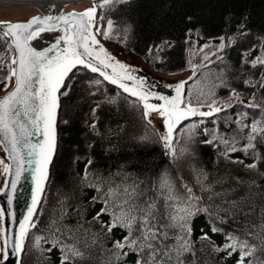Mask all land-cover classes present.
I'll return each instance as SVG.
<instances>
[{"label":"snow or ice","instance_id":"snow-or-ice-1","mask_svg":"<svg viewBox=\"0 0 264 264\" xmlns=\"http://www.w3.org/2000/svg\"><path fill=\"white\" fill-rule=\"evenodd\" d=\"M118 2L124 3L126 0ZM111 3L113 0H101L98 6L82 13L37 16L24 23H0V27L4 28L0 41L5 42L0 66L7 68L3 80L4 89L12 88L7 95L0 97V150L6 154L5 158L0 159V172L11 178L5 179L0 193L12 194L8 200L11 205L17 185L29 170L35 185L31 207L19 223L18 232L11 233L5 227V209L0 208V264H5L10 254L15 256V264H21L22 254L27 255L25 244L29 232L37 227V220L33 218L38 215L37 209L44 196L49 168L56 153L60 97L69 94L71 82L66 85L65 81L74 69L83 68L98 74L103 81L136 98L142 103L144 117L149 124L152 123L149 119L151 113L162 118L164 132L159 134V139L167 154L174 159L177 157L174 142L178 143V137L186 136L192 140L199 125L213 117L217 118L212 121L216 124L219 114L227 112L235 103L257 110L251 123L244 122L247 112L239 113L238 118L231 121L238 126L236 134L231 138L219 134L218 128H214L209 139L202 143L219 148V155L229 163L258 172V163L262 157L257 145L264 144V102L258 103L253 94L245 103L234 89L229 93V99L221 102L215 98L214 89L227 85L220 77H217L219 85L214 84L206 94L201 90L196 100L184 92L186 81L175 86L174 98L146 92L144 80L138 79L133 74L134 70L113 56L98 39L114 38L113 22L108 20L106 26L101 25L99 21L103 20V16H97L98 8L104 9ZM44 33L59 35L42 48L33 46L34 41L46 39L42 35ZM219 39L221 43L215 46L211 55L223 52L233 42H226L224 37ZM208 47L210 45H204L201 51ZM217 58L223 59L220 56ZM203 59L207 61L209 55L205 54ZM242 62L250 64L252 68L264 67V46L254 59L244 60L242 57ZM197 67L199 65L193 66V72ZM95 83L99 85L101 81L96 80ZM246 83L253 88L258 86L264 89V75L255 83ZM152 98L163 103H149ZM184 121L191 123L179 128ZM92 127L95 128V124ZM203 132L209 135L207 128ZM238 151L251 156L252 162L245 164L243 160L233 159L232 154ZM91 163L89 160L88 166ZM259 174L264 176V173ZM87 176L86 166L84 179ZM234 180V184L224 187L227 180L217 178L208 182V174L201 170L197 172L194 184L183 182L181 178L179 189L167 173L146 188H141L137 181L131 184H109L106 188L100 184L90 185L100 194L93 197V202H101V208L92 217V221L100 226V232H93L91 226L85 228L83 224L75 230L66 231L63 225H59L52 228L56 238L51 247L46 250L41 247L42 240L47 242L42 235L36 236L32 245L40 253H50L52 248H58L61 252L60 264H90L93 250L97 253L104 251L101 235L107 237L113 229L119 228L126 235L112 241V247L108 250L111 259L107 264H119L121 258L129 254H135V264H197L199 249L195 247L196 241L192 238L194 221L197 216L204 215L212 221L209 225L212 233L222 231L216 225L224 224L228 219L234 222L237 219H243L246 223L251 221L248 236L256 235L254 230L259 229L261 245L250 243L247 237L241 238L235 230L225 233L226 242L221 247L215 246L203 229L197 239L207 242L213 251H223L228 256L238 253L236 264H246V261L247 264H264V207L259 210L258 216L261 219L257 222L253 219L256 205L250 191L256 187L255 181ZM217 185L220 187L217 188ZM102 216H107L108 220H101ZM59 219L57 217L51 224L57 225ZM12 224H16L14 214Z\"/></svg>","mask_w":264,"mask_h":264},{"label":"trees","instance_id":"trees-1","mask_svg":"<svg viewBox=\"0 0 264 264\" xmlns=\"http://www.w3.org/2000/svg\"><path fill=\"white\" fill-rule=\"evenodd\" d=\"M100 3L101 0L97 6ZM97 16H103L99 21L101 25L106 26L108 20L113 22L114 38L108 40L137 54L155 70L165 73L193 71V66L199 65L184 89L193 100L201 90L206 94L214 84L219 85L217 77H220L227 85L214 89L215 98L221 102L229 99L233 89L245 103L253 94L258 103L264 102V89L246 83L257 82L264 75V67L252 68L242 62V57L244 60L254 59V50L264 46V0H126L124 3L113 0L104 9L98 8ZM3 31L0 28V34ZM220 37L233 42L217 55H211L216 45L201 51L204 46L201 42ZM4 52L5 42L0 41V55ZM205 54L209 55L207 61L203 59ZM6 74L7 68L0 66V93L9 89H4ZM96 80L101 83L97 85ZM69 81V94L61 96L59 101L56 153L37 209L38 215L33 218L37 220V227L29 232L25 244L27 255L22 254L21 264H60L58 248H52L50 253H40L32 245L35 237L42 235L47 242L42 240L41 247L45 250L51 247L56 238L53 227L63 225L66 231L83 224L85 228L91 226L93 232H100V226L92 221L101 208L99 200L93 202V197L100 195L95 187L90 186L94 184L106 188L109 184L137 181L141 188H146L167 173L179 189L181 178L183 182L194 184L196 174L201 170L208 174V182L217 178L227 180L224 187L234 184V178L255 181L256 187L250 191L256 205L253 219L259 222L258 213L264 207V176L259 174L264 173V144L257 145L262 157L257 172L229 163L219 155V148L202 143L209 139L214 128H218L219 134L231 138L238 130L231 121L236 120L239 113L247 112L244 122L251 123L257 110L235 103L227 112L219 114L216 124L212 121L217 118L213 117L199 125L192 140L186 136L178 137V143L174 142L177 151L174 159L160 142L158 130L145 120L142 103L136 98L87 69H74L65 84ZM189 123L191 121H184L179 128ZM204 128L209 130V135L204 134ZM232 157L245 164L252 162V157L241 151L233 153ZM3 158L0 154V159ZM89 160L92 162L90 166ZM86 166L88 176L84 179ZM2 178L0 172V183ZM57 217H60L58 224L52 225ZM101 220L107 221L108 217L102 216ZM250 223L243 219L235 222L228 219L226 223L216 225L222 231L212 233L209 230L212 221L204 215L197 216L192 237L199 249L197 264H236L238 259V253L228 256L223 251H213L207 242L199 241L201 229L209 234L217 247L223 246L225 233L230 230H235L241 238L247 237L250 243L261 245L259 229L254 230L256 235L248 236ZM124 235L126 232L119 228L113 229L107 237L101 235L104 251L97 253L93 250L90 264H107L111 259L108 250L112 241ZM135 259V254H129L121 258L119 264H135Z\"/></svg>","mask_w":264,"mask_h":264},{"label":"rangeland","instance_id":"rangeland-1","mask_svg":"<svg viewBox=\"0 0 264 264\" xmlns=\"http://www.w3.org/2000/svg\"><path fill=\"white\" fill-rule=\"evenodd\" d=\"M98 1L100 0H81L77 2L67 3L64 5V8L68 12L78 11L80 13L84 12L87 9L92 8L93 6H97ZM42 13L40 9L34 6H13V7H4L0 6V21H14L15 22H23L27 19L34 17L37 14ZM43 41H39L38 43L41 47L46 46L51 42L53 38L52 35H48L45 37ZM101 40V43L106 47V49L115 56L119 61L128 65L131 69L134 70V73L140 75V77L146 78L149 82L157 85L161 92H164L167 97L174 98L175 93V86L180 83L188 80L192 75V70L182 71V72H174V73H165L159 70H155L154 68L150 67L140 56L134 54L130 51H126L124 48L110 42L109 40L103 39V37H98ZM203 45H219L221 43L220 39H211L205 42H201ZM256 48L252 53L253 58L261 52V47ZM251 54V53H250ZM250 57V56H249ZM14 83V80L12 81ZM10 88V87H9ZM145 90V89H144ZM146 91V90H145ZM147 92V91H146ZM3 93H0V96ZM149 103L152 104H161L163 101L157 99H149ZM207 110V109H203ZM149 119L152 121V125L158 130L159 134L164 132L162 128L163 120L159 118L156 113H151ZM138 140V139H137ZM0 154L5 158L6 154L3 150H0ZM11 163L10 161H6ZM5 179L11 180V178H7L3 176L2 183L0 184V189L3 188ZM35 191V185L33 183L32 172L29 170L25 173V176L19 186V190L17 193L16 198V213H17V229L18 232V225L20 222L27 215L28 209L31 207L32 196ZM6 196L7 192L0 193V208L5 209V219L4 224L5 227L8 226V219L6 214ZM7 264V262H5ZM12 264H15V260L12 261Z\"/></svg>","mask_w":264,"mask_h":264},{"label":"bare ground","instance_id":"bare-ground-1","mask_svg":"<svg viewBox=\"0 0 264 264\" xmlns=\"http://www.w3.org/2000/svg\"><path fill=\"white\" fill-rule=\"evenodd\" d=\"M81 0H0V6L13 7V6H34L43 11L44 13H49L52 8H55V16L60 15L62 7L67 3L77 2ZM44 37L52 35L55 37L59 33H44ZM39 41H34L33 46L37 48H42L38 43Z\"/></svg>","mask_w":264,"mask_h":264},{"label":"water","instance_id":"water-1","mask_svg":"<svg viewBox=\"0 0 264 264\" xmlns=\"http://www.w3.org/2000/svg\"><path fill=\"white\" fill-rule=\"evenodd\" d=\"M46 15H51V16H54V17H55V8H52V9L50 10L49 13H44V12H43L42 15H37V16H39V17H44V16H46ZM60 15H66V13L64 12V10L61 11V14H60ZM37 16H34V17H37ZM34 17H32V18H34ZM32 18H31V19H32ZM31 19H29L28 21H30ZM28 21H24V22H28ZM24 22H17V23H24ZM144 82H145V81H144ZM144 88L150 90V89H149L147 86H145V85H144ZM11 90H12V88H11L8 92H10ZM150 91H152V90H150ZM8 92H7L6 94H4L3 96L7 95ZM3 96H2V97H3ZM22 177H23V176H22ZM21 179H22V178H21ZM19 183H20V182H19ZM18 185H19V184H18ZM18 185H17V188H18ZM16 192H17V190H16ZM11 195H12V194H11L10 192H7V197H6V208H7V215H8V219H9V227H8V229H9V231H10L11 233H14L15 225L12 224V215H13V214L15 215V196H14V199H13L12 204L9 205V204H8V200H9V198H10ZM15 195H16V193H15ZM15 218H16V217H15ZM12 257H13V255H12Z\"/></svg>","mask_w":264,"mask_h":264},{"label":"flooded vegetation","instance_id":"flooded-vegetation-1","mask_svg":"<svg viewBox=\"0 0 264 264\" xmlns=\"http://www.w3.org/2000/svg\"><path fill=\"white\" fill-rule=\"evenodd\" d=\"M135 76H138L137 74H134Z\"/></svg>","mask_w":264,"mask_h":264}]
</instances>
